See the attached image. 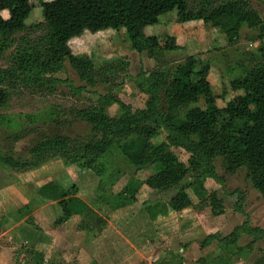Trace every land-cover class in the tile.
I'll return each instance as SVG.
<instances>
[{
	"label": "trees",
	"instance_id": "1",
	"mask_svg": "<svg viewBox=\"0 0 264 264\" xmlns=\"http://www.w3.org/2000/svg\"><path fill=\"white\" fill-rule=\"evenodd\" d=\"M40 7L43 21L34 27L43 25L44 35L22 48L16 47L13 68L0 72V85L5 79L23 77L42 89L52 88L58 81L54 73L60 71L66 61L89 84H95L107 73L120 71L123 66L119 64L97 67L88 55L72 52L69 41L85 32L124 30L131 49L139 53L145 51L157 65L152 71L143 70L136 77L137 87L148 96L144 109L125 104L110 93L101 95L95 105L77 112V116L99 133L98 136L80 142L59 133L47 135L35 142L26 156L11 149L5 152L1 160L6 166L29 171L60 158L65 164L90 169L101 177L108 174L109 184H112L121 172L106 166L101 157L114 145L136 169L158 167L144 181L148 187L165 191L184 182L168 204L147 208L154 219L157 215L191 206L188 188L197 196H204L207 178L222 183L214 165V159L222 157L228 171L246 169L247 177L264 200V18L249 0H51L41 1ZM32 9L30 0H0V53L15 45L14 34L31 27L25 20ZM3 11L8 12L7 17ZM171 11H176L178 23L200 20L219 29L230 45L239 39L242 30L247 31L245 40L259 42L256 52L249 53L253 64L244 74L230 80L232 90L241 93L225 106L219 107L216 103L217 95L208 77L209 61L187 55L169 64L166 57L183 50V46L172 35L162 41L156 35L144 33L146 26L158 24L159 16ZM8 99V92L0 87V107ZM201 99L204 106H195ZM113 104L118 105V113L105 114L107 107ZM161 131L165 138L159 143L153 142ZM173 148H182L189 154L187 163L180 160ZM137 190L138 186L126 185L113 195L116 200L113 207L134 203ZM78 192L75 184L65 189L49 181L40 186L37 196L57 201L61 216L55 224L79 214L83 217L79 223L81 228L90 227L101 232L105 219ZM201 200L209 203L212 214L223 212L216 192ZM241 202L242 197L238 195L236 210L245 214ZM31 205L24 207L25 213ZM243 234L254 236V239L264 237V229L244 222L217 238L220 249L237 251V241ZM210 238L215 236L209 234L205 240ZM158 264H183V258L176 255ZM209 264H232V261L223 252Z\"/></svg>",
	"mask_w": 264,
	"mask_h": 264
},
{
	"label": "rangeland",
	"instance_id": "2",
	"mask_svg": "<svg viewBox=\"0 0 264 264\" xmlns=\"http://www.w3.org/2000/svg\"><path fill=\"white\" fill-rule=\"evenodd\" d=\"M41 1L51 0H30L33 9L25 23L31 27L14 34L15 45L0 53V72L13 68L16 47L22 48L27 43L38 41L44 35L43 25L34 27L43 21ZM249 2L259 12L263 9L262 0H249ZM3 15L7 17L8 12L3 11ZM124 33V30L85 32L69 41L74 54L88 55L97 67L110 66V64L123 66L116 73H107L95 84L82 80L77 71L66 61L63 68L54 73L53 76L58 81L52 88L42 89L35 82L23 77L5 79L3 86L0 85L9 94L8 101L0 107V201L5 202L8 209V212L2 216L0 224L3 220L15 219L18 215L17 212L12 213L15 208L23 205L25 200L33 198L31 209L34 211L29 223L32 222L31 224L34 225L32 226L36 227L37 235H39L38 230L42 233L45 223L54 218V212H49L46 207L50 205L55 208L57 204H49L50 202L38 198L36 189L49 180L55 181L65 189L70 188L72 184L77 185L78 195L87 199L104 216L107 212L111 213L116 209L113 207V202L116 201L113 195L120 193L126 185L138 186L137 200L120 207L119 216L124 218L117 224L139 252L128 244V249L119 253L117 250L119 260L115 262L116 264H158L176 255L182 257L186 264H209L214 257L223 255V252L225 257H230L232 264H264V237L259 236L254 239L251 235H241L237 241L239 246L237 251H233V248L222 251L219 247L217 238L229 234L244 222H248L252 227L264 229L263 198L247 177L246 169L239 168L230 172L226 169L222 157L214 159L222 183L207 178L204 183L207 192L204 196H197L188 188L187 192L192 199L191 206L182 211H170L167 215H157L154 219L151 218L147 208L154 204H168L172 195L184 182L178 187L165 191L148 187L144 181L149 175L154 174L158 167L136 169L114 145L107 148L101 157V161L106 166L117 168L121 172L112 184H109L108 174L101 177L90 169H83L75 164H65L60 158L29 171L9 168L2 162L3 154L9 149L26 156L34 143L47 135L59 133L80 142L98 136L99 133L90 123L77 116V112L95 105L99 96L106 93L134 108L146 107L148 96L137 87L136 77L143 70L147 73L152 71L157 64L145 51L139 53L131 49ZM144 33L156 35L162 41L167 35H172L176 38V42L183 46V50L166 57L169 64L179 62L187 55H196L209 61L211 69L208 77L212 90L217 95L216 103L219 107L225 106L236 94L241 93L232 90L230 80L244 74V70L253 64L249 53L256 52V47L259 45V42L245 40L246 30H242L239 39L230 45L219 29L200 20L178 23L176 11L160 15L159 23L146 26ZM160 66L161 63L158 67ZM195 106H204V100L201 99ZM117 113V104L107 107L105 111V114L110 116ZM164 135L161 131L152 141L159 143L165 138ZM173 151L180 160L187 163L188 153L182 148H173ZM213 192H216L222 202L223 212L219 215L212 214L209 203L201 200ZM238 195L242 197L241 207L245 214L236 210ZM45 204L42 214L37 213V208ZM34 213H36L35 217H33ZM37 218H39L38 223L35 222ZM158 218L164 220H159L158 224L154 223ZM160 224L163 230L161 235L158 234L161 231ZM56 227L57 224L54 223L53 228L57 230ZM6 234L0 237V243L11 248V242L6 240ZM209 234L214 235L215 238L205 240ZM28 243L25 242V247ZM48 252L49 250L45 253L46 256L49 255ZM53 257L50 264H74L73 256L61 258L58 249ZM26 258L29 260L26 261ZM15 260L17 264H33L34 261L33 254L18 256Z\"/></svg>",
	"mask_w": 264,
	"mask_h": 264
},
{
	"label": "crops",
	"instance_id": "3",
	"mask_svg": "<svg viewBox=\"0 0 264 264\" xmlns=\"http://www.w3.org/2000/svg\"><path fill=\"white\" fill-rule=\"evenodd\" d=\"M262 1L263 9L259 12L260 14H264V0ZM261 16L264 18V15ZM40 186L36 189V194ZM81 198L106 220V224L101 232H97L90 227L81 228L79 223L83 217L79 214H74L65 222L57 224V230L54 229V223L61 216V209L57 201L42 199L43 201L50 202L49 204L54 203L57 205L53 208L50 205L46 207L45 204L37 208L36 212L40 214H42L41 211L44 207H46L47 210L49 209V212H54V218L51 219V221H47L42 233L40 232L41 230H38L39 235H37L35 230L36 227H33L34 225L31 224L32 222L29 223L32 218H30V216L34 210L30 209L26 213L24 210L26 205L33 203L34 201L33 198H29L23 202V205L16 207L15 211L12 212L18 213V215L15 216V219H7V221L3 220V223L0 224V237L7 233L6 240L11 242V248L0 243V264H17L15 258L18 256L23 257L25 254H33V264H50L57 249L59 250L61 258H67L68 255L73 256L74 264H116L115 262L119 260L118 253L124 251L126 248L128 249V244L139 252L134 243L129 241L117 224L124 218V216H119V214H121L120 208L113 209L111 213L107 212L106 216H104L95 209L87 199L83 197ZM19 211L22 212L20 213ZM7 212L8 209L6 203L0 201V220H2V216ZM35 215L36 213H34L33 217H35ZM161 219L164 220L163 218ZM161 219L158 218L154 223H159V220ZM38 220L39 218H37V220L35 219V222L38 223ZM58 225L63 227V229H60ZM160 226L161 231L158 232V234L161 235V232L163 231L162 224H160ZM25 242H29L27 247L24 245ZM23 246L24 248H22ZM48 250L49 255L46 256L45 253ZM117 250H119L118 253ZM25 260L27 261L29 258H26ZM183 264H186V262L183 261Z\"/></svg>",
	"mask_w": 264,
	"mask_h": 264
}]
</instances>
